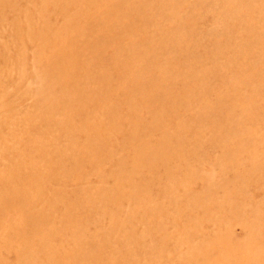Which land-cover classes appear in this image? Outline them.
Here are the masks:
<instances>
[{"label":"rangeland","instance_id":"374dc122","mask_svg":"<svg viewBox=\"0 0 264 264\" xmlns=\"http://www.w3.org/2000/svg\"><path fill=\"white\" fill-rule=\"evenodd\" d=\"M0 264H264V0H0Z\"/></svg>","mask_w":264,"mask_h":264}]
</instances>
